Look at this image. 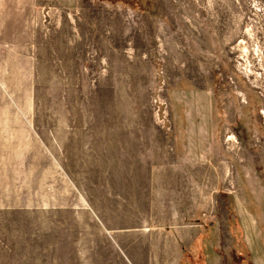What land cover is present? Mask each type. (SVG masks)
Here are the masks:
<instances>
[{
    "label": "rangeland",
    "instance_id": "rangeland-1",
    "mask_svg": "<svg viewBox=\"0 0 264 264\" xmlns=\"http://www.w3.org/2000/svg\"><path fill=\"white\" fill-rule=\"evenodd\" d=\"M187 164L218 264H264V0H0V264H172Z\"/></svg>",
    "mask_w": 264,
    "mask_h": 264
},
{
    "label": "crops",
    "instance_id": "crops-1",
    "mask_svg": "<svg viewBox=\"0 0 264 264\" xmlns=\"http://www.w3.org/2000/svg\"><path fill=\"white\" fill-rule=\"evenodd\" d=\"M204 168V166L197 168L195 164H187L156 167L152 170V185L164 189L162 197L165 198V205L172 199L167 189L176 188L179 191L177 196L181 209L177 214L172 215L174 218L164 215L160 220L161 224L156 219L158 223L148 225L154 226L155 230L147 228V236L162 238L161 244L151 245L155 247L153 250L172 252L174 257L172 264H218L219 256L215 253L216 249H212L213 245H216L215 239H211L218 231L216 214L211 207L212 196L206 192L211 188V185L209 186L211 178L207 179L204 175ZM195 173L197 175H192ZM159 183L162 185L159 186ZM227 220L226 216L225 221Z\"/></svg>",
    "mask_w": 264,
    "mask_h": 264
}]
</instances>
